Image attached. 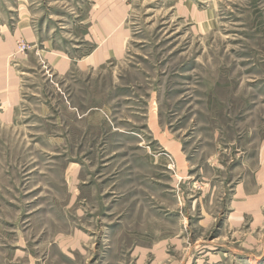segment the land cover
I'll list each match as a JSON object with an SVG mask.
<instances>
[{
	"label": "rangeland",
	"instance_id": "rangeland-1",
	"mask_svg": "<svg viewBox=\"0 0 264 264\" xmlns=\"http://www.w3.org/2000/svg\"><path fill=\"white\" fill-rule=\"evenodd\" d=\"M104 1L124 55L61 75L102 2L0 0V264H264V0Z\"/></svg>",
	"mask_w": 264,
	"mask_h": 264
},
{
	"label": "crops",
	"instance_id": "crops-1",
	"mask_svg": "<svg viewBox=\"0 0 264 264\" xmlns=\"http://www.w3.org/2000/svg\"><path fill=\"white\" fill-rule=\"evenodd\" d=\"M101 7L93 13L90 21L93 25L87 33L89 40L97 43V47L85 57L75 59L66 52L53 49L47 53L49 61L61 74L67 75L73 66L80 67L81 70H89L95 66H101L113 58H121L126 50L129 32L125 28L126 6L119 2H109L100 0ZM112 0H110L111 2ZM111 5V6H110ZM0 93L6 103L7 122L12 123L16 117V109L21 104L22 87L21 80L15 70L11 72H0ZM243 200H260V194H247L245 188L242 189Z\"/></svg>",
	"mask_w": 264,
	"mask_h": 264
}]
</instances>
